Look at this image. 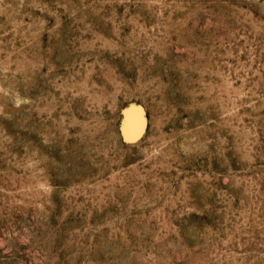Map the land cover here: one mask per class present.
I'll use <instances>...</instances> for the list:
<instances>
[{"label": "rangeland", "instance_id": "1", "mask_svg": "<svg viewBox=\"0 0 264 264\" xmlns=\"http://www.w3.org/2000/svg\"><path fill=\"white\" fill-rule=\"evenodd\" d=\"M0 264H264V0H0Z\"/></svg>", "mask_w": 264, "mask_h": 264}]
</instances>
